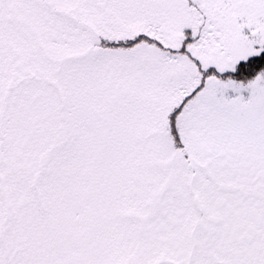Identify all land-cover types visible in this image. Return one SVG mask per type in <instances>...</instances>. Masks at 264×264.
Masks as SVG:
<instances>
[{
	"label": "snow or ice",
	"instance_id": "1",
	"mask_svg": "<svg viewBox=\"0 0 264 264\" xmlns=\"http://www.w3.org/2000/svg\"><path fill=\"white\" fill-rule=\"evenodd\" d=\"M0 264H264V0H0Z\"/></svg>",
	"mask_w": 264,
	"mask_h": 264
}]
</instances>
